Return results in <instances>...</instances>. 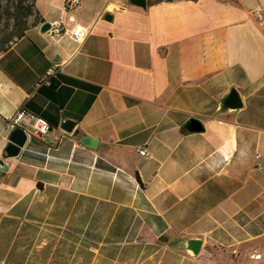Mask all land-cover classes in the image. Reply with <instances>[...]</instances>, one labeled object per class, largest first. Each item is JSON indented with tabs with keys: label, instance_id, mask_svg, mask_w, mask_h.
I'll use <instances>...</instances> for the list:
<instances>
[{
	"label": "crops",
	"instance_id": "1",
	"mask_svg": "<svg viewBox=\"0 0 264 264\" xmlns=\"http://www.w3.org/2000/svg\"><path fill=\"white\" fill-rule=\"evenodd\" d=\"M64 1L0 53V264H264V0ZM20 107L52 130L7 156Z\"/></svg>",
	"mask_w": 264,
	"mask_h": 264
},
{
	"label": "built area",
	"instance_id": "2",
	"mask_svg": "<svg viewBox=\"0 0 264 264\" xmlns=\"http://www.w3.org/2000/svg\"><path fill=\"white\" fill-rule=\"evenodd\" d=\"M81 0H65L63 7L65 11L72 10L80 4ZM254 16L264 18V7H256L252 10ZM65 31L64 26L61 22L55 21L50 24L48 29V34L51 37L60 35ZM87 34V28L82 24H76L72 29L68 31L69 37L75 42H81ZM17 40L16 37L11 38L7 45H12ZM57 65H54L48 72V74H53L56 72ZM22 129L26 136L32 135L38 138H45L49 132L52 130L51 125L41 116L26 110L23 107L18 108L11 116L8 117L6 121V130L10 133L13 129ZM138 154L141 156H146L147 150L142 147L138 149ZM256 158L260 157V154L255 155ZM3 163L0 161V168ZM255 168L260 169L262 165L257 163Z\"/></svg>",
	"mask_w": 264,
	"mask_h": 264
},
{
	"label": "water",
	"instance_id": "3",
	"mask_svg": "<svg viewBox=\"0 0 264 264\" xmlns=\"http://www.w3.org/2000/svg\"><path fill=\"white\" fill-rule=\"evenodd\" d=\"M130 2L136 6L144 7L146 2L145 0H130ZM50 28L49 22H44L41 25V32H46ZM242 106V101L240 99V95L238 91L235 88H231L225 98L221 101L220 107L223 109H230L235 110ZM75 121L70 119H65L59 124V128L64 130L65 132H70L72 130V127L74 126ZM185 129L189 132H197L201 131L203 129V125L195 117L189 118L185 125ZM26 133L19 128L13 129L8 136V143L5 146V152L7 156H15L18 154L20 148L23 146V144L26 141ZM81 142L88 146V147H95L96 145V138L90 137V136H84L81 139ZM200 246L199 240H193L188 244V248L196 253L198 248Z\"/></svg>",
	"mask_w": 264,
	"mask_h": 264
},
{
	"label": "trees",
	"instance_id": "4",
	"mask_svg": "<svg viewBox=\"0 0 264 264\" xmlns=\"http://www.w3.org/2000/svg\"><path fill=\"white\" fill-rule=\"evenodd\" d=\"M33 1V0H32ZM33 4L24 5L21 0L16 2L14 15H13V25L11 26V30L8 33L3 34L0 37V53L5 51L7 48V43L12 36L19 38L23 35L24 30L28 26V19L33 14L32 10ZM0 19H1V12H0ZM37 16L34 18V22L38 21Z\"/></svg>",
	"mask_w": 264,
	"mask_h": 264
},
{
	"label": "rangeland",
	"instance_id": "5",
	"mask_svg": "<svg viewBox=\"0 0 264 264\" xmlns=\"http://www.w3.org/2000/svg\"><path fill=\"white\" fill-rule=\"evenodd\" d=\"M19 0H0V12H1V19H0V37L10 32L11 26L13 25L14 19V9L15 4ZM24 5L32 4V0H21ZM15 36H12L13 38ZM10 38V39H11Z\"/></svg>",
	"mask_w": 264,
	"mask_h": 264
}]
</instances>
